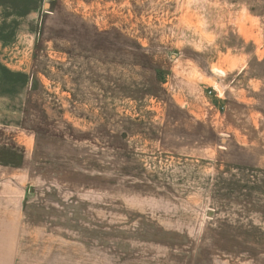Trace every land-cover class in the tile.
<instances>
[{"label": "rangeland", "instance_id": "obj_1", "mask_svg": "<svg viewBox=\"0 0 264 264\" xmlns=\"http://www.w3.org/2000/svg\"><path fill=\"white\" fill-rule=\"evenodd\" d=\"M0 264H264V0H0Z\"/></svg>", "mask_w": 264, "mask_h": 264}]
</instances>
